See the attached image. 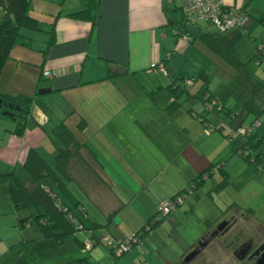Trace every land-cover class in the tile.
<instances>
[{
  "label": "crops",
  "instance_id": "crops-1",
  "mask_svg": "<svg viewBox=\"0 0 264 264\" xmlns=\"http://www.w3.org/2000/svg\"><path fill=\"white\" fill-rule=\"evenodd\" d=\"M183 1L29 0L28 14L36 19L37 27H23L19 30L23 36V43L15 44L10 49L0 70V94L32 100L31 113L20 134L16 132L15 118H10L6 124L2 123L4 119L1 117V111H4L5 107H0V264H14L22 257V252L16 245L27 242L28 239H23L26 233L22 229L30 226L29 224L21 228L18 224L21 218H18V210L14 209L9 198V179L6 174L10 172L15 174L16 167L19 163H24L31 149L43 157L41 149L43 151L48 143L44 144L43 141L48 138L53 142L54 154L57 141L52 137V128L59 121H64L67 125V119L75 120L77 129L72 130L67 125L68 128L79 142L85 143L93 151L101 165L104 180L107 181L106 188L99 191L100 197L97 198L101 207L97 208L87 199L102 216L103 223L98 222L101 225L98 229L105 223H113L117 227H113L114 231L111 230V233L118 240L128 234V231L121 228L118 216L120 211L111 220H107L106 217L119 205L124 206L122 201L127 200L129 204L133 201L138 202L137 194L136 197L129 194L124 186L129 184L127 183L129 179L134 180L129 178V175L131 177L132 174H136L137 177V173L141 172L134 170L131 158L144 160L150 157L152 152L149 149L152 147L157 148L158 157L163 160L168 158L176 160L178 155L180 157L185 155L186 158L189 156L188 163H184L188 167L182 168L187 174L192 173L193 167L198 169L205 160H201V163L193 162L192 156H198L193 148L199 130L192 136V123L185 124L183 120H186L185 117L179 119L176 113L170 112L167 121L158 122L156 118H147L149 115L147 113L145 117L137 113L139 107H144L137 102L138 94L144 93L145 96L149 90L153 91V87L162 90V82L158 79L160 75L169 78L168 83L172 80L169 63L176 54L174 51L187 52L192 40L195 41L197 37L200 39L202 34L215 32L214 29L206 28L207 21H200L194 23L195 26L187 24L188 36H185L188 39L177 35ZM221 1L227 6L242 9L246 30L256 22L260 27L263 25L259 20L264 17V0ZM89 3H93L95 8L93 20H79L67 15L87 8ZM50 40L53 41L49 44ZM165 56L169 57L166 73L151 69L153 63L163 60ZM111 64L124 66L125 72H112L109 67ZM44 71L54 75L49 78L43 77ZM48 88L49 92L38 94V89ZM184 92L188 90L182 93ZM245 95L246 91L244 98ZM168 98L170 103L171 94ZM56 116L59 118H55ZM128 116L133 117L130 122H134L136 128L135 130L128 128L125 133V127L130 125L126 118ZM54 118L57 121H54ZM118 135L125 136H122L123 140H118L119 137H116ZM189 137L190 145L187 141ZM94 138L101 139V144H98L97 139L93 140ZM110 139L112 142L107 143ZM178 141L180 143H177ZM100 146L106 149L105 155L99 151ZM212 164L208 162L199 173ZM155 177L157 179V176ZM22 178L24 176H21ZM189 179L187 181H184L185 178L181 179L183 184L181 186L180 183L175 184L173 188L159 186L158 198L164 200L173 196L185 187ZM28 180L27 174L22 181ZM73 199L84 204L76 195H73ZM147 201L143 200V204L139 205L140 209L138 208V212L135 213V217L137 219L142 217L143 222L156 211L157 203ZM227 207H220L217 214L212 213L200 219L204 227L201 232H196L195 237L194 229L191 238L188 235L186 238L182 234H186V231L183 232L182 228L177 229L173 226L168 236L170 232L173 236L177 235L174 239L176 248L165 246L158 250L155 264H178L194 241L221 220L235 223L228 232L232 238L240 229L243 230V238L252 237L257 230L263 235L264 219L255 216L253 209L240 207L234 203ZM177 208L169 216L178 218ZM29 229L30 227L28 231ZM37 232L30 237L39 240L41 233L40 230ZM225 238L216 239L211 250L206 251L196 264H236L233 249L224 242ZM115 239L112 241H117ZM107 250L111 254L109 249Z\"/></svg>",
  "mask_w": 264,
  "mask_h": 264
},
{
  "label": "rangeland",
  "instance_id": "rangeland-1",
  "mask_svg": "<svg viewBox=\"0 0 264 264\" xmlns=\"http://www.w3.org/2000/svg\"><path fill=\"white\" fill-rule=\"evenodd\" d=\"M205 23L207 25L206 28L215 30V27L210 22ZM189 25L195 26V24ZM255 44L264 47V26L261 25L260 27V24L257 22L248 27L246 34L238 39L232 49L233 56L242 63V68L237 70L230 62L215 54L197 37L195 41L192 40L189 43L190 48H188L187 52H184V50L174 51V54H176L169 63L170 78L173 77L177 81V85L180 84V87L186 86L181 77L191 79L193 82L192 85L185 87L188 92L182 93L183 91H180V97L175 106H171L168 101V95L171 92L168 89L170 83L168 81L170 79L164 78L161 75L158 76V79L162 82V90L153 87L154 89L152 90L154 92L149 90L145 93V96L144 93L137 95V98H139L137 102L144 105V107H139L138 109L137 113L140 116L145 117L147 113L149 114L147 118H156L159 122L160 120L167 121L168 114L173 112L179 116V119L185 117L186 120L183 119L185 124L189 125V122H191L193 126L192 136L199 130V133H197L199 136H196L194 139L195 145L193 148L198 156H192L193 162L197 161L201 163V160H205L200 164L198 169L193 167L192 173L187 174L182 168L188 167L184 163H188L189 156L186 158L185 155L182 157L178 155L176 160L174 158L163 160L158 157L159 151L157 148L152 147L149 149L152 155L150 157L146 155V161L145 159L138 158L133 160L131 158L134 170L141 172L137 173V177L135 176L136 174H132L131 177L129 175L128 177L134 180L127 179V183H129L127 186L122 184L127 189L126 192L135 197L137 194L138 202L133 201L129 204L127 200H125L126 202L122 201L124 206L118 215L121 221V228L124 231H128V236L132 234L143 222L141 220L142 217L138 219L135 217V213L138 212V208L140 209L139 205L143 204V200H152L154 204L157 203L155 206V209H157V205L163 201L157 196L159 194V186L164 185L165 188H173L175 184L179 183L181 186L183 184L181 179L185 178L184 181H187L189 178L192 179L208 162L214 165L216 162H223L224 169L229 174V177L228 182L222 188L218 187L219 182L223 178L222 174L212 170V175L206 178L204 184L195 193L189 194L177 208L178 218L167 216L163 222L153 228L139 243L119 259H116L113 254L108 252L109 246H106L104 239L106 236L111 240L115 239L111 233V230L114 231L113 227L116 226L113 223H105L102 228L94 230L101 243L88 250L87 247L88 245L90 246V242L86 241V239H89L87 229L77 233V239L85 241L84 248L73 237L65 239L62 244H57L52 238H40L39 240L31 238L30 236L35 234V231L39 233L38 225L33 220L30 226L28 224L30 227L29 231V227L22 229L26 233L23 239H28L27 242H20L16 245L22 252L21 256L24 262L26 264H78L76 259L86 255L91 264H155V255L158 253V250L163 249L165 246L171 249L176 248L174 246V239L177 235L173 236L170 232V236H168V232L173 226L177 229L182 228L183 232L186 231V234L182 233L186 238L187 235L191 238L194 229L193 236L195 237L196 232H201V229L204 227L200 219L212 213L217 214L218 208H228L227 206L233 203L240 207L253 209L255 216L264 219V166H261L257 162L247 163L237 153L243 144L242 131L251 126L256 118L253 114L246 113L242 107L244 91L250 84V81L256 80L264 84V64H258L253 58V46ZM39 90L37 91L39 92ZM209 93L217 101L216 106L206 98ZM221 106L224 108L220 109ZM227 110H230V113H227ZM133 111L135 112L136 110ZM4 112L5 110L1 111V117L4 119L2 123L6 124L10 121L11 117L3 116ZM193 112L206 118L209 127L192 116L191 113ZM62 117H64L63 114ZM55 118L59 117L56 116ZM55 118L54 121H57ZM126 118L129 122L133 120L131 116ZM258 118L260 125L252 128V133L250 134H256L258 137L264 139V113ZM66 122L72 130L77 129L75 120L67 119ZM135 126L134 122H130L129 127H125V133L128 128L135 130ZM220 126L224 135H229L230 139L225 137L219 130H216ZM207 128H211L212 131L207 132ZM119 130L122 131L121 129ZM122 136L125 135H118L116 137H119L118 140H123ZM96 139L98 140V144H101V139L94 138L93 140ZM187 141L190 145V137ZM43 142L44 144L45 142L48 143L43 151L41 149V154L53 167V142L50 138ZM108 142H112V139L108 140ZM177 143L180 142L178 141ZM102 146L98 148L105 155L107 152ZM261 150L264 155V144ZM251 157H255L254 152L251 153ZM14 175H17L16 177L21 181L27 176L23 163H19ZM20 175L24 176V178L21 179ZM155 176H157V179H155ZM50 184L55 193L64 200H73V195H76L78 199L81 198L88 214L94 216L97 222L103 223L98 209L87 199L86 195L75 183H67L64 190L53 182ZM156 200L158 201L156 202ZM125 203H127L126 206ZM183 206H185L184 209L182 208ZM17 213L18 218L28 217L30 214H33V210L21 209ZM85 223L88 224L89 222L85 220ZM134 228L136 229L134 230Z\"/></svg>",
  "mask_w": 264,
  "mask_h": 264
},
{
  "label": "trees",
  "instance_id": "trees-1",
  "mask_svg": "<svg viewBox=\"0 0 264 264\" xmlns=\"http://www.w3.org/2000/svg\"><path fill=\"white\" fill-rule=\"evenodd\" d=\"M28 6L29 0H0V70L8 57L10 49L15 44L23 43V36L20 34L19 30L23 27H37L36 19L28 14ZM67 15L79 20H93L95 17V8L93 3H89L87 8L71 12ZM259 21L264 25V17ZM178 25L179 27L176 34L188 36L187 22L182 11L178 19ZM242 35L243 34L237 29L227 31H218L215 29L214 33L202 34L200 40L209 49L225 58L238 70L242 68V63L232 55L231 50ZM52 41L53 40H50L49 44ZM253 47V58L258 64L263 63L262 56L264 55V47L258 44H255ZM258 47H260V50L257 49ZM168 60L169 57L165 56L164 59L160 61L165 68H167ZM181 78L185 83L184 85L189 86L186 84V80L191 81V79L185 77ZM171 79L168 85L172 97L169 104L175 106L178 103L180 91H185L186 86L180 87V84L177 85V81L174 78ZM245 91L246 95L245 98H243V108L246 113H251L253 116H256L254 119L256 120L264 113V84L255 80L250 81ZM206 98L211 102H215V106L217 105V101L212 97L211 93L207 94ZM0 100L8 102L11 106L10 110L15 112L14 118L17 122L16 132L20 134L31 113L32 100L5 94H0ZM221 108L224 107L221 106L220 109ZM227 113H230V110H227ZM191 114L199 119L200 122L205 123V126L209 127L206 118L196 115L194 112ZM216 130L223 133L221 126L217 127ZM250 133L242 136L243 144L237 153L243 157L247 163L257 162L261 166H264V155L261 150L264 139L258 137L256 134ZM224 136L230 139L229 135L225 134ZM52 137L57 141V147L53 154V167L37 151L33 149L29 150L23 163L29 180L22 182L13 172L6 174L9 179V198L15 210H33V214L18 220V224L21 228L28 226V224L34 220L40 230L41 238H52L57 244H62L65 239L73 237L82 248L85 246V241L78 240L77 233L87 229L89 232V239H86V241L90 242V246L87 249L90 250L101 243V240L94 231L101 225L88 214L87 209L81 201L77 199L70 201L64 200L55 193L50 183L53 182L64 190L67 182H74L86 197L97 208H100L101 204L97 198L100 197L99 191L106 188L107 181L104 180L101 165L93 151L85 143H81L77 140L74 133L68 128L64 121H59L53 126ZM252 152L255 153L254 158L251 157ZM223 166V162H216L215 165L212 164L206 167L205 170L190 179L187 185L179 192L167 199H173L178 195L185 194L189 190L192 194L195 193V191L204 184L206 178L212 175L213 169H216L222 174L223 178L218 184V187L222 188L228 182L229 177V174L223 169ZM122 208L123 204L112 210V212L107 215V220H111ZM157 212L156 209L155 213L152 214L149 219L145 220L138 229L129 235H133L132 248L161 222L155 219ZM84 218L89 222L88 224L85 223ZM129 236L126 235L119 240H123ZM106 246L108 245L106 244ZM108 249L112 254L111 247ZM123 255L115 258L119 259ZM76 260L78 264H91L86 255ZM14 264L26 263L22 257H19Z\"/></svg>",
  "mask_w": 264,
  "mask_h": 264
},
{
  "label": "built area",
  "instance_id": "built-area-1",
  "mask_svg": "<svg viewBox=\"0 0 264 264\" xmlns=\"http://www.w3.org/2000/svg\"><path fill=\"white\" fill-rule=\"evenodd\" d=\"M181 8L182 14L185 17L187 24L207 21L210 22L218 31L237 29L243 35L246 33V26L243 22V11L237 6H227L223 4L221 0H184ZM183 38L188 39L185 35H183ZM257 49L260 50V47ZM262 57V62L264 64V55ZM159 62L153 63L151 65V69L166 73L165 66ZM42 75L43 77L49 78L54 75V73L44 71ZM186 84L191 85L192 82L190 80H186ZM212 103L214 104L215 102ZM259 125L260 120L257 118L254 120L251 126L242 131V136L249 134L252 131V128ZM210 131L211 129L207 128V132ZM213 171L216 172L217 170L213 169ZM189 194H192L190 190L185 194L176 196L173 199L163 200L157 205L158 212L155 219L162 220L168 216L170 211H173L178 205H180ZM104 239L106 244L111 247L112 254L115 257H119L128 252L133 246V235L115 242H113L107 236Z\"/></svg>",
  "mask_w": 264,
  "mask_h": 264
},
{
  "label": "flooded vegetation",
  "instance_id": "flooded-vegetation-1",
  "mask_svg": "<svg viewBox=\"0 0 264 264\" xmlns=\"http://www.w3.org/2000/svg\"><path fill=\"white\" fill-rule=\"evenodd\" d=\"M165 218L160 221L163 222ZM234 224L233 221H218L212 229L204 232L194 241L182 255L178 264H196L206 251L211 250L216 239L224 237H228L227 240L226 238L224 239V242H227L226 244L232 247L236 264H264V233L261 235L257 230L254 231L252 237L243 238V230L240 229L236 232L235 237L232 238L228 235V232Z\"/></svg>",
  "mask_w": 264,
  "mask_h": 264
},
{
  "label": "water",
  "instance_id": "water-1",
  "mask_svg": "<svg viewBox=\"0 0 264 264\" xmlns=\"http://www.w3.org/2000/svg\"><path fill=\"white\" fill-rule=\"evenodd\" d=\"M109 67H110L112 72H116V73L125 72V67L124 66H118V65L111 64ZM49 91H50L49 88L48 89H40L38 94L47 93ZM1 106L5 107V108H9V109H5V112L3 113V115L9 116L11 118H14L15 112L10 110L11 106H10V104H8V102L0 100V107Z\"/></svg>",
  "mask_w": 264,
  "mask_h": 264
},
{
  "label": "bare ground",
  "instance_id": "bare-ground-1",
  "mask_svg": "<svg viewBox=\"0 0 264 264\" xmlns=\"http://www.w3.org/2000/svg\"><path fill=\"white\" fill-rule=\"evenodd\" d=\"M181 204H182V203H181ZM181 204H180V205H181ZM178 206H179V205H178ZM178 206H177V207H178ZM177 207H176V208H177ZM176 208H175V209H176ZM171 212H172V211H171ZM169 214H170V213H169Z\"/></svg>",
  "mask_w": 264,
  "mask_h": 264
}]
</instances>
